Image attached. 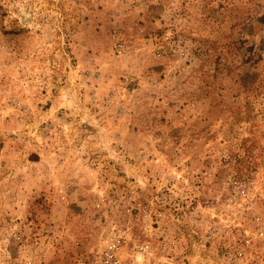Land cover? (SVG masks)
<instances>
[{"label":"rangeland","instance_id":"rangeland-1","mask_svg":"<svg viewBox=\"0 0 264 264\" xmlns=\"http://www.w3.org/2000/svg\"><path fill=\"white\" fill-rule=\"evenodd\" d=\"M233 173L264 210V0H0V225L62 228V264L102 236L98 199L138 198L164 212L155 244L210 264Z\"/></svg>","mask_w":264,"mask_h":264},{"label":"built area","instance_id":"built-area-1","mask_svg":"<svg viewBox=\"0 0 264 264\" xmlns=\"http://www.w3.org/2000/svg\"><path fill=\"white\" fill-rule=\"evenodd\" d=\"M255 178L254 173L243 177L233 173L220 184L217 204L208 212L211 218L206 220L203 234L204 247L216 244L217 258L210 264H264V210L260 204L263 191ZM170 196L176 197L173 193ZM111 203L108 196H102L95 203L109 219L100 239L84 247L79 240H74L70 258L62 264L183 262L185 258L173 249L175 241L168 245L165 239L157 244L151 240L150 229L161 231V236L165 234L163 210H154L150 203L133 198L129 203L124 201L119 214L110 218L107 208ZM137 217L145 223L142 233L135 231ZM54 229L62 228L49 227L38 234L37 225L29 216L13 217L1 224L0 264H56L65 234ZM65 233L70 235L68 230Z\"/></svg>","mask_w":264,"mask_h":264}]
</instances>
